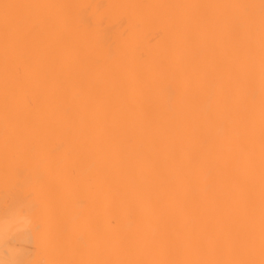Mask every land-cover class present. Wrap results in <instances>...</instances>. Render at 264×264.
<instances>
[{
  "label": "bare ground",
  "instance_id": "bare-ground-1",
  "mask_svg": "<svg viewBox=\"0 0 264 264\" xmlns=\"http://www.w3.org/2000/svg\"><path fill=\"white\" fill-rule=\"evenodd\" d=\"M9 261L264 264V0H0Z\"/></svg>",
  "mask_w": 264,
  "mask_h": 264
},
{
  "label": "snow or ice",
  "instance_id": "snow-or-ice-1",
  "mask_svg": "<svg viewBox=\"0 0 264 264\" xmlns=\"http://www.w3.org/2000/svg\"><path fill=\"white\" fill-rule=\"evenodd\" d=\"M3 7L7 10L8 8L13 7V6L12 5H8V4H5V5H3ZM5 20L7 22V16L5 17ZM8 264H23V262H19V261H9Z\"/></svg>",
  "mask_w": 264,
  "mask_h": 264
}]
</instances>
